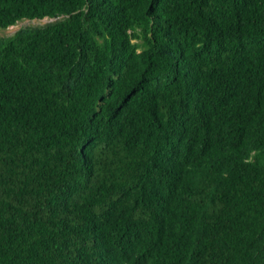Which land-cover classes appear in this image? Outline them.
Segmentation results:
<instances>
[{"label":"trees","instance_id":"16d2710c","mask_svg":"<svg viewBox=\"0 0 264 264\" xmlns=\"http://www.w3.org/2000/svg\"><path fill=\"white\" fill-rule=\"evenodd\" d=\"M0 264H264V0H0Z\"/></svg>","mask_w":264,"mask_h":264},{"label":"rangeland","instance_id":"374dc122","mask_svg":"<svg viewBox=\"0 0 264 264\" xmlns=\"http://www.w3.org/2000/svg\"><path fill=\"white\" fill-rule=\"evenodd\" d=\"M54 19L45 17L43 19H23L17 24L9 26L8 28H0V41L4 38L13 36L18 30L28 26H40L45 25Z\"/></svg>","mask_w":264,"mask_h":264}]
</instances>
